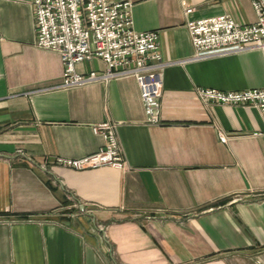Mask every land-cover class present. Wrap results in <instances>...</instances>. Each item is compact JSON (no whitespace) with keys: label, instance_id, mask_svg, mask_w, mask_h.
<instances>
[{"label":"crops","instance_id":"1","mask_svg":"<svg viewBox=\"0 0 264 264\" xmlns=\"http://www.w3.org/2000/svg\"><path fill=\"white\" fill-rule=\"evenodd\" d=\"M132 13L168 62L157 122L132 74L56 86L62 59L35 45L31 0H0V264H264L261 112L195 92L264 86V55L193 58L188 25L215 13L254 21L251 0H133ZM101 120L116 123L125 169L54 162L99 149Z\"/></svg>","mask_w":264,"mask_h":264},{"label":"built area","instance_id":"2","mask_svg":"<svg viewBox=\"0 0 264 264\" xmlns=\"http://www.w3.org/2000/svg\"><path fill=\"white\" fill-rule=\"evenodd\" d=\"M35 18V45L54 49L62 59L59 87L77 86L132 74L140 86L141 99L149 121L160 118V96L167 61L161 55L157 30H137L133 25V0H31ZM256 18L238 22L229 13L198 16L188 21L193 58L199 59L245 49H260L264 55V0H251ZM192 7L185 8L190 12ZM101 58L105 67L79 72L77 62ZM196 95L204 102L252 104L264 121V86L224 90L197 86ZM116 123L101 120L92 125L103 143L82 156L57 155L54 162L86 169L108 164L125 169L127 161L118 140ZM220 139L226 135L220 132ZM104 230L105 225L98 224Z\"/></svg>","mask_w":264,"mask_h":264}]
</instances>
